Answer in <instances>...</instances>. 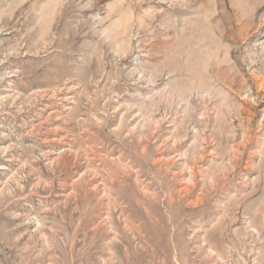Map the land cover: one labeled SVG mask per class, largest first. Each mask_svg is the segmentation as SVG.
Instances as JSON below:
<instances>
[{"label":"rangeland","instance_id":"374dc122","mask_svg":"<svg viewBox=\"0 0 264 264\" xmlns=\"http://www.w3.org/2000/svg\"><path fill=\"white\" fill-rule=\"evenodd\" d=\"M0 264H264V0H0Z\"/></svg>","mask_w":264,"mask_h":264}]
</instances>
